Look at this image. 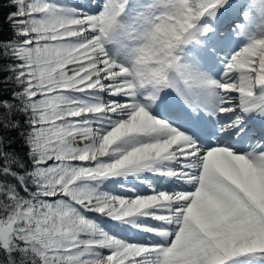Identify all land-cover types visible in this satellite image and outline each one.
I'll list each match as a JSON object with an SVG mask.
<instances>
[{
  "label": "snow or ice",
  "instance_id": "6c2138e0",
  "mask_svg": "<svg viewBox=\"0 0 264 264\" xmlns=\"http://www.w3.org/2000/svg\"><path fill=\"white\" fill-rule=\"evenodd\" d=\"M0 264H264V0H0Z\"/></svg>",
  "mask_w": 264,
  "mask_h": 264
}]
</instances>
